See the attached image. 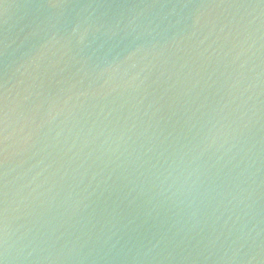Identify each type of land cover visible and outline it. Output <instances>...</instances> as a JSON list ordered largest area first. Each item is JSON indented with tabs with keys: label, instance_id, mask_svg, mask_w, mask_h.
I'll use <instances>...</instances> for the list:
<instances>
[{
	"label": "water",
	"instance_id": "1",
	"mask_svg": "<svg viewBox=\"0 0 264 264\" xmlns=\"http://www.w3.org/2000/svg\"><path fill=\"white\" fill-rule=\"evenodd\" d=\"M4 264H264V0H0Z\"/></svg>",
	"mask_w": 264,
	"mask_h": 264
},
{
	"label": "snow or ice",
	"instance_id": "2",
	"mask_svg": "<svg viewBox=\"0 0 264 264\" xmlns=\"http://www.w3.org/2000/svg\"><path fill=\"white\" fill-rule=\"evenodd\" d=\"M0 264H4V260L0 258Z\"/></svg>",
	"mask_w": 264,
	"mask_h": 264
}]
</instances>
